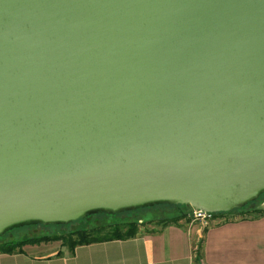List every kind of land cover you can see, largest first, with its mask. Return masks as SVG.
<instances>
[{
    "label": "water",
    "instance_id": "1",
    "mask_svg": "<svg viewBox=\"0 0 264 264\" xmlns=\"http://www.w3.org/2000/svg\"><path fill=\"white\" fill-rule=\"evenodd\" d=\"M264 194V0H0V236Z\"/></svg>",
    "mask_w": 264,
    "mask_h": 264
},
{
    "label": "crops",
    "instance_id": "2",
    "mask_svg": "<svg viewBox=\"0 0 264 264\" xmlns=\"http://www.w3.org/2000/svg\"><path fill=\"white\" fill-rule=\"evenodd\" d=\"M257 209L264 211V201ZM0 264H264V212L217 215L207 227L188 216L172 224L144 222L130 239L77 246L62 241L1 253Z\"/></svg>",
    "mask_w": 264,
    "mask_h": 264
},
{
    "label": "trees",
    "instance_id": "3",
    "mask_svg": "<svg viewBox=\"0 0 264 264\" xmlns=\"http://www.w3.org/2000/svg\"><path fill=\"white\" fill-rule=\"evenodd\" d=\"M264 201V194H262L257 200L250 202L246 207L241 210L243 212H250L261 214L264 211L262 209H257L258 203ZM161 209H169L170 212L165 217L159 216ZM156 212V214H154ZM147 214V215H145ZM189 211L186 207L181 205L174 204H157L153 206L141 207L135 210H129L120 212L117 214H108L105 212H97L94 214L88 215L86 218L80 219L76 222L66 224V225H49L43 226L38 225L44 228H70L77 224L84 225V222H90L91 219H102V223L96 225L92 228L80 226L76 231L61 234H50V235H41L35 237H28L21 240H6L0 243V252L1 253H14L21 251L25 245L29 244H41L54 241H62L67 245L71 250L77 246L89 245L93 243H99L104 241L116 240V239H130L135 237L138 234L140 225L144 222H154L172 224L177 221L188 217ZM145 215V216H144ZM218 215V214H217ZM221 215V214H219ZM104 218H114L113 223H105ZM133 218V219H132ZM87 222V223H89ZM101 222V221H100ZM33 227V226H25ZM22 228V227H21ZM24 228V227H23ZM7 235V234H5Z\"/></svg>",
    "mask_w": 264,
    "mask_h": 264
},
{
    "label": "rangeland",
    "instance_id": "4",
    "mask_svg": "<svg viewBox=\"0 0 264 264\" xmlns=\"http://www.w3.org/2000/svg\"><path fill=\"white\" fill-rule=\"evenodd\" d=\"M168 212H170L169 209H164V210L161 209L160 212H159V216L165 217L167 214H169ZM154 214H156V212H154ZM145 215H147V214H145ZM97 220L98 219H91L90 222H89V220L84 222V225L77 224V225H75L73 227H70V228H59V229L44 228V227H41V226H38V225H31L33 227H25V226H23L24 228L22 227V228L13 229V230L7 232L6 233L7 235L0 236V243L4 242L6 240H21V239L28 238V237H35V236H41V235H50V234H58V233L61 234V233H64V232L69 234L70 232L76 231L77 228H79L80 226H84V227H88L89 226V228H92V227L102 223V219H100L101 222L97 221ZM104 221H105V223H113L114 222V218H104ZM87 222H89V223H87ZM140 223H143V221L140 222Z\"/></svg>",
    "mask_w": 264,
    "mask_h": 264
},
{
    "label": "built area",
    "instance_id": "5",
    "mask_svg": "<svg viewBox=\"0 0 264 264\" xmlns=\"http://www.w3.org/2000/svg\"><path fill=\"white\" fill-rule=\"evenodd\" d=\"M188 216L192 219L193 222L200 223L202 227L210 226L217 218V214L202 210L189 212Z\"/></svg>",
    "mask_w": 264,
    "mask_h": 264
}]
</instances>
